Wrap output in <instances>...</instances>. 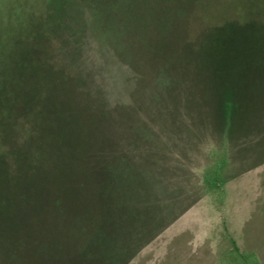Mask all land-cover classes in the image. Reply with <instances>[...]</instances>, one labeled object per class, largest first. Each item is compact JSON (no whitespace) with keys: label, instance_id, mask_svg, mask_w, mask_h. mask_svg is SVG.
<instances>
[{"label":"rangeland","instance_id":"1","mask_svg":"<svg viewBox=\"0 0 264 264\" xmlns=\"http://www.w3.org/2000/svg\"><path fill=\"white\" fill-rule=\"evenodd\" d=\"M229 239L264 264V0H0V264H223Z\"/></svg>","mask_w":264,"mask_h":264},{"label":"trees","instance_id":"2","mask_svg":"<svg viewBox=\"0 0 264 264\" xmlns=\"http://www.w3.org/2000/svg\"><path fill=\"white\" fill-rule=\"evenodd\" d=\"M226 165V158H218L212 165L209 172L203 176L204 182L209 188L216 192V200L218 207H221L225 198V191L223 189L222 172ZM230 240L231 247L225 256L223 264H260L257 256L252 252L242 251L236 245L235 241Z\"/></svg>","mask_w":264,"mask_h":264}]
</instances>
